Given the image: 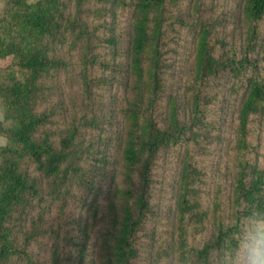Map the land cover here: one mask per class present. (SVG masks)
Masks as SVG:
<instances>
[{
    "label": "trees",
    "instance_id": "16d2710c",
    "mask_svg": "<svg viewBox=\"0 0 264 264\" xmlns=\"http://www.w3.org/2000/svg\"><path fill=\"white\" fill-rule=\"evenodd\" d=\"M7 57L0 264H201L264 198V0H7Z\"/></svg>",
    "mask_w": 264,
    "mask_h": 264
},
{
    "label": "clouds",
    "instance_id": "9594fccd",
    "mask_svg": "<svg viewBox=\"0 0 264 264\" xmlns=\"http://www.w3.org/2000/svg\"><path fill=\"white\" fill-rule=\"evenodd\" d=\"M264 200L243 202L235 219H229L225 240L208 249L201 264H264Z\"/></svg>",
    "mask_w": 264,
    "mask_h": 264
},
{
    "label": "rangeland",
    "instance_id": "374dc122",
    "mask_svg": "<svg viewBox=\"0 0 264 264\" xmlns=\"http://www.w3.org/2000/svg\"><path fill=\"white\" fill-rule=\"evenodd\" d=\"M6 1L7 0H0V14L4 11L5 9V4H6ZM29 1H34V0H29ZM215 11L218 13V14H221V12H223V8L221 7L220 3L217 7H215ZM240 29L237 30V32L239 31ZM226 34H228V31L226 32ZM10 62V57H7L5 59H0V67H3L5 66L6 64H8ZM62 86V85H61ZM72 90L74 91V93H71V94H75L76 92V87H71ZM61 93L62 92V89H61ZM0 120L3 122V124L5 126H11V127H16L18 125V122L16 120H10V119H7L5 117V111H4V108H3V105L1 103V100H0ZM5 138L0 136V145H4L5 144Z\"/></svg>",
    "mask_w": 264,
    "mask_h": 264
}]
</instances>
